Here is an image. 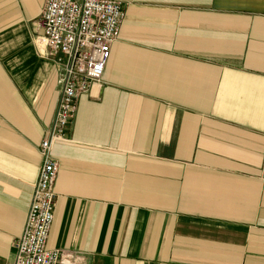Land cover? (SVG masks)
Returning a JSON list of instances; mask_svg holds the SVG:
<instances>
[{
  "label": "crops",
  "instance_id": "crops-1",
  "mask_svg": "<svg viewBox=\"0 0 264 264\" xmlns=\"http://www.w3.org/2000/svg\"><path fill=\"white\" fill-rule=\"evenodd\" d=\"M115 1L103 79L52 145L47 247L85 264H264V0ZM45 2L0 0V264L63 90L34 42Z\"/></svg>",
  "mask_w": 264,
  "mask_h": 264
},
{
  "label": "built area",
  "instance_id": "built-area-1",
  "mask_svg": "<svg viewBox=\"0 0 264 264\" xmlns=\"http://www.w3.org/2000/svg\"><path fill=\"white\" fill-rule=\"evenodd\" d=\"M124 18L123 5L115 0H46L37 18L34 42L42 54L57 56L64 69L63 90L56 118L40 144L42 167L25 226L15 241L13 264H85L80 254L47 247L58 197L59 164L52 145L67 137L79 96L102 81Z\"/></svg>",
  "mask_w": 264,
  "mask_h": 264
},
{
  "label": "rangeland",
  "instance_id": "rangeland-1",
  "mask_svg": "<svg viewBox=\"0 0 264 264\" xmlns=\"http://www.w3.org/2000/svg\"><path fill=\"white\" fill-rule=\"evenodd\" d=\"M35 37H36V35H35ZM35 37H34V39H35Z\"/></svg>",
  "mask_w": 264,
  "mask_h": 264
}]
</instances>
